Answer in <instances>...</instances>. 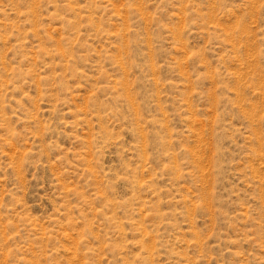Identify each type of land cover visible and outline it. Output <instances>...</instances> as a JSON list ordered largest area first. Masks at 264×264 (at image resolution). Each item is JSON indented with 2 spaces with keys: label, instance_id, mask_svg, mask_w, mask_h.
Returning a JSON list of instances; mask_svg holds the SVG:
<instances>
[{
  "label": "rangeland",
  "instance_id": "rangeland-1",
  "mask_svg": "<svg viewBox=\"0 0 264 264\" xmlns=\"http://www.w3.org/2000/svg\"><path fill=\"white\" fill-rule=\"evenodd\" d=\"M0 264H264V0H0Z\"/></svg>",
  "mask_w": 264,
  "mask_h": 264
}]
</instances>
